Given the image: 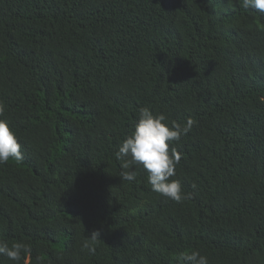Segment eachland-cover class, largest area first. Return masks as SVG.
Masks as SVG:
<instances>
[{
	"label": "trees",
	"instance_id": "trees-1",
	"mask_svg": "<svg viewBox=\"0 0 264 264\" xmlns=\"http://www.w3.org/2000/svg\"><path fill=\"white\" fill-rule=\"evenodd\" d=\"M0 264H264V13L241 0H0ZM196 121L170 145L186 198L121 179L139 110ZM98 233L96 239L91 234ZM88 244L92 250L84 248Z\"/></svg>",
	"mask_w": 264,
	"mask_h": 264
},
{
	"label": "clouds",
	"instance_id": "clouds-1",
	"mask_svg": "<svg viewBox=\"0 0 264 264\" xmlns=\"http://www.w3.org/2000/svg\"><path fill=\"white\" fill-rule=\"evenodd\" d=\"M245 9L254 7L264 13V0H241ZM4 115V106L0 104V117ZM167 117L163 113L154 114L149 108L139 110L132 132L125 137L115 153L116 159L123 161L120 177L126 181L135 179V166H140L147 172V180L152 191L159 193L179 203L186 198L182 192L179 180L170 179L176 175V165L180 163L181 153L174 148L170 151L173 142H179L187 135L196 123L188 118L183 125L173 122L166 123ZM20 161L23 159L21 144L15 133L10 130L7 119L0 118V164L9 159ZM96 239L98 233L91 234ZM84 248L92 250L88 244ZM31 248L24 242H13L9 245L0 240V256H5L13 262H21ZM178 264H208V258L199 250L181 252L177 256Z\"/></svg>",
	"mask_w": 264,
	"mask_h": 264
}]
</instances>
